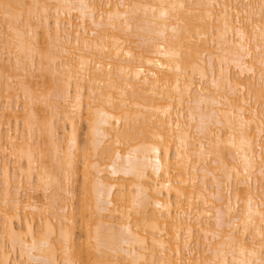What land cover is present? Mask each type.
<instances>
[{
    "label": "bare ground",
    "instance_id": "obj_1",
    "mask_svg": "<svg viewBox=\"0 0 264 264\" xmlns=\"http://www.w3.org/2000/svg\"><path fill=\"white\" fill-rule=\"evenodd\" d=\"M0 101V264H264V0H0Z\"/></svg>",
    "mask_w": 264,
    "mask_h": 264
},
{
    "label": "rangeland",
    "instance_id": "obj_2",
    "mask_svg": "<svg viewBox=\"0 0 264 264\" xmlns=\"http://www.w3.org/2000/svg\"><path fill=\"white\" fill-rule=\"evenodd\" d=\"M232 73H236V70H234V69H232ZM38 75H39V72H35V76H37L38 77ZM33 81H41L40 80V78H36V79H33ZM38 87V86H37ZM24 99L23 98H20V100H19V106H20V110H22L23 109V103H24ZM7 102H3V101H0V108L1 109H3V108H6L7 106ZM12 126H14V125H12ZM7 128V126H5L4 127V130ZM22 128V127H21ZM21 128H19V129H21ZM86 132V125L85 124H83L82 125V129H81V135H84V133ZM83 137V136H82ZM81 137V140L83 139ZM80 183H81V180L79 179L78 180V182H75V183H73V188H75V194H76V196L73 198V200H71V204H73V206L74 207H78L77 205H78V201H79V198H80ZM23 187H24V189L23 190H20V192H21V195L23 194V196L25 195V192H27V190L26 189H29V190H31L30 191V194L31 195H34V196H38V198L39 199H42V200H44L42 197H43V190H37V191H35L34 192V190H35V186H33V185H31V186H28V185H26V183L24 182V184H23ZM50 193V192H49ZM48 194V193H47ZM49 195V194H48ZM70 198V197H69ZM7 246V249L6 250H8L9 249V247H8V244L6 245ZM9 251V250H8ZM13 253V252H12ZM11 259H13V260H15V261H17L18 263L19 262H21L20 261V257H19V254H18V252H14L13 254H11Z\"/></svg>",
    "mask_w": 264,
    "mask_h": 264
}]
</instances>
